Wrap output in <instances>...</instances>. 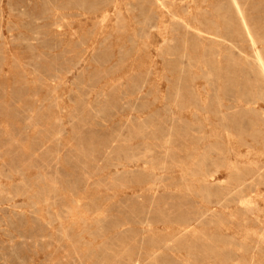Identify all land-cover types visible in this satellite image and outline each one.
<instances>
[{"label": "rangeland", "instance_id": "374dc122", "mask_svg": "<svg viewBox=\"0 0 264 264\" xmlns=\"http://www.w3.org/2000/svg\"><path fill=\"white\" fill-rule=\"evenodd\" d=\"M0 264H264V0H0Z\"/></svg>", "mask_w": 264, "mask_h": 264}]
</instances>
